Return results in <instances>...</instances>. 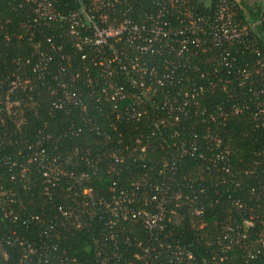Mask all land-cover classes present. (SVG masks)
<instances>
[{"label":"trees","instance_id":"trees-1","mask_svg":"<svg viewBox=\"0 0 264 264\" xmlns=\"http://www.w3.org/2000/svg\"><path fill=\"white\" fill-rule=\"evenodd\" d=\"M50 1L53 8L66 12L89 0ZM147 2L138 0L135 14ZM188 2L194 12L210 17L216 0ZM233 2L235 16L242 23L264 14V0L251 5L244 0ZM33 15L22 0H0V104L5 96L10 101L17 98L20 104L0 123V187L12 192L14 201L9 208L19 217L13 222L0 210V264H32L33 254H25L22 261L20 248L4 238L40 243L41 224H22L21 218L35 214L43 223L52 219L58 224L56 206L82 208L76 190L65 189L67 178L51 186L43 181L34 162L27 163L23 178L17 175L18 164H26L37 143L49 158L65 160V170H72L78 178L85 174L80 184L97 198H107L114 187L136 197V207H147L153 185L166 182L167 219L155 240L184 250L180 264H264V69L256 63V52L264 54V23L255 25L243 41L224 45L233 60L228 67L217 68L216 75L211 71L218 52L215 47L189 49L187 60H181L174 70L182 82L169 92L187 90L193 80L202 92L188 102L176 121L154 126L149 124L158 111L154 106L146 105L137 120L125 119L127 99L115 108L114 101L99 95L98 80L90 76L88 86L83 65L90 68L91 62L80 60L65 27L52 20L33 22ZM47 38L57 47L53 52L48 51ZM35 42L51 54L39 74L31 70L38 58ZM59 67H65L66 73L58 75ZM242 68L250 76L239 84L237 70ZM25 79V89L18 85L9 91L11 81ZM59 81L72 88L74 84L77 102L52 106L60 94ZM164 93L157 91L153 99ZM220 152L222 158L213 160ZM196 207L200 214H194ZM81 210L87 216L82 228L65 222L42 242L56 244L58 252L73 259V264H99L92 240L105 215L98 203L93 212L88 207ZM114 237L116 248L110 247L108 253L127 260H134L133 254L140 255L143 244L150 241L136 220L122 221ZM247 251L253 256H247ZM148 261L178 264L172 250H162Z\"/></svg>","mask_w":264,"mask_h":264},{"label":"built area","instance_id":"built-area-1","mask_svg":"<svg viewBox=\"0 0 264 264\" xmlns=\"http://www.w3.org/2000/svg\"><path fill=\"white\" fill-rule=\"evenodd\" d=\"M22 1L30 6L34 14L33 22L39 19L52 20L58 22L59 26L65 27L66 32L71 36L73 48L79 53L80 60H90L91 67L95 69L83 65L88 86H91V78L98 80L99 95L105 100L114 101L115 108L127 99V104L123 105L125 119L137 120L142 115V111H145L146 105L154 106L158 111L149 121V124L154 126L176 121L188 102L202 92L201 85L194 80L188 84L187 90L169 92L182 82L180 77L175 76L174 70L180 65L181 60H187L185 53L189 49L205 51L215 47L218 52L212 62L211 71L216 75L217 68L228 67L233 60L224 45L243 41L255 25L264 23V14L253 21L242 23L235 16L233 0H216L210 17L194 12L188 0H148L144 10L139 14H135L134 6L138 0H89L66 12L53 8L50 0ZM170 9L173 12H170ZM46 41L49 43V52L57 49L49 38ZM33 46L34 54L38 55V58L31 70L39 74L44 70L51 54L39 49L38 42ZM27 63L26 58L24 64ZM256 63L259 68L264 69L263 53L256 52ZM89 70L95 71L96 74H91ZM63 72L66 73L65 67L57 69L58 75ZM237 73L239 84H243L250 76L247 68L239 69ZM200 77H203V73ZM183 78V82H187V79ZM54 79H57L56 75ZM1 81L3 78H0ZM18 85L25 89L28 80L25 79L21 83L11 81L9 91ZM58 87L60 94L52 102L53 107L77 102L79 93L74 84L72 88V84L69 87L59 81ZM161 90L165 95L153 99L154 94ZM99 95L96 100L100 98ZM14 107H20L18 99L14 98L10 101L5 96L0 104V123ZM140 150L142 151L143 147ZM222 156L221 152L215 153L213 160ZM32 162L38 164L43 181L51 186L67 178L65 189L76 190L74 194L81 200L82 208L88 207L93 212L94 204L98 203L102 209L101 212L105 215L102 228L92 240L94 255L99 264H147L149 258L155 259L162 250H172L173 259L180 264L179 260L185 254L184 250L178 245L171 246L166 240H155V233L162 232L164 221L167 219L165 217L168 212L165 208L167 203L165 192L168 188L166 182L159 181L158 184L153 185L154 193L146 201L147 207H136L134 205L136 197L131 198L123 190H116L114 187L110 188L111 194L107 198H97L89 188L81 186V178H85V174H81L78 178L72 170H65L63 166L65 160L61 162L57 156L49 158L45 149L38 143L33 155L26 159V164H18L17 175L20 178H23L28 170L27 163ZM13 201L12 192L0 187V210L4 216L7 215L15 222L19 217L9 208ZM235 204L239 205L237 202ZM81 209H76L75 206L70 209L56 206L57 216L61 219L58 224L52 222V219L43 223L35 214L29 215L28 218L23 217L20 219L22 224L29 221L41 224L42 227L38 232L42 235L40 243L29 242L21 237L8 240L9 236H5L6 243L12 240L13 245L20 248L22 261L24 255L28 253L34 256L32 264H73V259H68L63 252H58L56 244L46 245L42 240L57 230L55 226L65 222L76 228H82L87 216ZM193 212L200 214L201 209L196 207ZM135 220L140 223L150 240L143 244L141 254L134 253V260L109 254L110 247L116 248L114 236L122 221ZM246 254L249 257L253 256L249 251Z\"/></svg>","mask_w":264,"mask_h":264},{"label":"rangeland","instance_id":"rangeland-1","mask_svg":"<svg viewBox=\"0 0 264 264\" xmlns=\"http://www.w3.org/2000/svg\"><path fill=\"white\" fill-rule=\"evenodd\" d=\"M248 5H251L254 0H244Z\"/></svg>","mask_w":264,"mask_h":264}]
</instances>
